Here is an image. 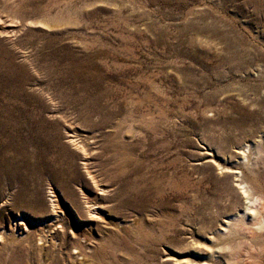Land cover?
Masks as SVG:
<instances>
[{
    "label": "rangeland",
    "instance_id": "1",
    "mask_svg": "<svg viewBox=\"0 0 264 264\" xmlns=\"http://www.w3.org/2000/svg\"><path fill=\"white\" fill-rule=\"evenodd\" d=\"M0 264H264V0H0Z\"/></svg>",
    "mask_w": 264,
    "mask_h": 264
}]
</instances>
